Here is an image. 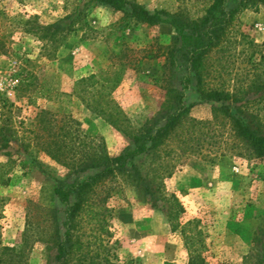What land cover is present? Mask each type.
<instances>
[{"label": "rangeland", "instance_id": "obj_1", "mask_svg": "<svg viewBox=\"0 0 264 264\" xmlns=\"http://www.w3.org/2000/svg\"><path fill=\"white\" fill-rule=\"evenodd\" d=\"M135 2L196 19L212 0ZM237 3L225 0L226 8ZM125 11L96 0H0V247L13 249L2 254L4 264L54 263L65 205L53 189L59 180L93 172L73 173L65 154L79 157L98 144L116 155L160 108L164 47L178 35L167 22L148 26ZM236 24L258 49L241 53L243 44H236L234 56L216 61L223 73L214 82L258 99L264 65H252L264 54V4L241 11ZM109 80L114 87L102 96ZM184 104L193 120L157 155L134 160L157 197L145 195L133 172H125L94 196L109 209L106 232L77 217L83 263L188 264L199 259L184 247L181 228L190 221L205 235L204 264H264V159L226 121L213 119L217 103L204 99L194 80ZM248 111L264 123V99ZM173 199L183 208L175 217Z\"/></svg>", "mask_w": 264, "mask_h": 264}, {"label": "trees", "instance_id": "obj_2", "mask_svg": "<svg viewBox=\"0 0 264 264\" xmlns=\"http://www.w3.org/2000/svg\"><path fill=\"white\" fill-rule=\"evenodd\" d=\"M110 5L114 10L125 11L126 14L137 23L148 26H157L161 23L171 24L178 35L175 42L164 47V62L159 87L163 91L164 99L158 111L132 135L133 143L125 147L116 155H109L103 147L96 144L92 152L77 157L76 155H64L66 167L73 173L93 170L84 177L76 176L72 181L59 180L54 187V195L57 200L65 205V220L62 223V232H54L53 243L56 254L53 264H92V261L83 263L85 253L80 251L83 243L80 235L75 234L77 217L83 216L87 224H94L97 230L106 232L105 212L108 207L97 206L94 196L98 187L106 181L112 180L116 175L132 171L133 179L143 185L145 195L155 199L156 191L152 189L150 182L146 180L134 160L140 155H157L160 150L175 133L183 129L184 125L193 119L187 117V107L184 104L185 93L189 89L191 80L195 81L198 93L206 100L213 101L217 105L211 106L213 119L226 121L229 129L238 138L244 141L253 153L264 159V123L257 113H250L249 107L258 103L264 96L258 99H243L238 95V90L231 89L225 83H215V78H220L223 73V64L218 66L216 61L234 56L235 45L243 44L241 53L248 48L258 49L248 35L235 29L238 22V14L247 9L264 4V0H238L233 8H226L225 0H212L205 13L196 19L188 18L181 11L173 13L165 10L150 12L135 0H96ZM264 65V54L261 61L252 65L253 69ZM101 72L103 70H100ZM95 74L82 77L83 83L95 78ZM256 78H259L256 77ZM107 80V79H105ZM178 81V85L175 83ZM109 86H101L99 94H108L114 87V81L109 80ZM253 82V81H252ZM255 82V81H254ZM251 104V105H250ZM262 108V107H261ZM103 113L102 108L96 109ZM101 147V148H100ZM59 148V147H58ZM58 149L46 152L52 156L58 155ZM119 193V191H114ZM73 197V202H70ZM173 217L182 206L173 199ZM105 211V212H104ZM172 218V212H169ZM190 221L181 228L184 247L190 257L188 264H204L201 252L206 249L204 233L200 228L191 227ZM12 252L9 247H0V264H4L2 254ZM84 254V255H83ZM107 261V259H106ZM110 264V263H109ZM163 264H175L165 261Z\"/></svg>", "mask_w": 264, "mask_h": 264}]
</instances>
